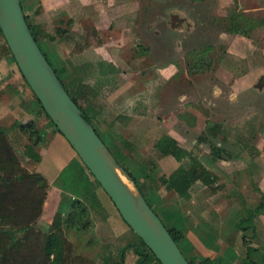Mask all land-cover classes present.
<instances>
[{
    "label": "crops",
    "instance_id": "crops-1",
    "mask_svg": "<svg viewBox=\"0 0 264 264\" xmlns=\"http://www.w3.org/2000/svg\"><path fill=\"white\" fill-rule=\"evenodd\" d=\"M185 1L188 2V0ZM201 1L207 2L208 0ZM211 1L212 6L215 7L211 10L213 16L226 17L232 12L230 11L233 8L231 0ZM27 2L31 4L27 9L32 8L35 2V6L38 7L32 12L35 21L31 25L41 24L44 30L48 29V24H59L61 21H65L72 25L73 21L77 19V31L87 33L88 44L83 45L82 50L86 53V50L90 49V54H87V57L89 65L92 63L94 65L96 79L117 82V89L106 95V101L113 106L120 103L123 107L122 111L125 113L112 117L106 125L102 120L104 118L98 117L100 128H104L102 133L109 139L110 148L121 160L122 167L135 178L138 184H147L148 178H165L179 166V162L169 155H161L155 148V143L162 137L171 139L178 148L191 153L199 165L210 174L213 183L204 186L199 181H195L188 190V199L186 200L180 198L173 191H166L162 186L151 189L153 208L165 217L169 225L168 228H174L183 233L182 239L177 242L179 251L181 246L189 259L219 256L223 264H240L239 259L245 253V247L248 246L255 249V252L251 254L252 262L264 264V207L251 221L255 236L246 239V244H242V233L235 230L236 222L244 217L245 211L260 206L261 197H264L262 139L258 135L256 138L253 137L255 132L251 128H247L255 122V116H252L251 113L249 118L246 116V113L252 112L254 107H246L239 113L238 118L228 111L232 109L235 112L242 102L252 103L258 97L237 95L242 91V80L235 75L232 81H229L231 83L228 82L229 92L223 97L220 104L216 96L211 98L206 87L192 77L189 71L191 66L186 61L188 53L183 52L181 43L176 39L179 38L178 35L189 33L190 27L182 34V30L178 26L171 27L165 20V16L174 17L175 20L181 22L184 20L193 27L187 16L185 17L181 10L174 7V9L166 8L164 10L162 0H21L24 14ZM236 10L243 20L257 24L264 23V5L255 3L249 9ZM140 22L145 24L144 29L133 30ZM157 24L159 27L154 28V25L157 26ZM260 28L262 27L257 26L252 31ZM219 34V38H226L227 35L237 38L236 34L230 35L224 32ZM96 37L103 45H93ZM114 37L119 40L120 44H123L122 47L111 42L110 39ZM163 37H167L170 41L169 52L171 55L166 61L153 62L151 66H147L148 64L145 66L149 55H131L132 49L135 47L133 39L152 38L158 40ZM42 40L43 38H39L38 44ZM226 49L224 53L226 57L221 61L224 70L225 66L232 61H237L242 65L238 59L241 51L237 50L236 41L233 42L232 39L226 45ZM84 53H81L80 56ZM7 57L0 59V86H7V90L0 93V106H8L6 112L9 114L19 106L22 117L16 120L17 125L24 126L26 123H30L34 132L31 134L28 130L17 128L13 132H8V138L14 143L22 142L25 146L23 158L31 162L30 169L27 171L39 174L44 178L42 168L39 171L31 172L35 163L29 158L30 154H34L40 161L45 159L44 156L48 155L47 151L49 152L53 144H58L64 155L66 152V158L60 167L62 169L70 159L75 158V153L48 120L44 119L13 60L7 64L9 61ZM46 57L52 64L50 58L47 55ZM80 59V64L77 62V70L87 64L84 58ZM193 64L194 67L195 65L196 67L203 66L204 59L196 58ZM99 65V68L104 67V70L107 67L110 69L109 71L105 70L106 72L102 71L103 74H101L96 68ZM144 68H147L146 71L150 69L152 74L147 76L138 74V77L125 78L124 75L118 73L120 71L137 73ZM227 72L232 76V69ZM6 73L13 74V76L6 79ZM231 76L229 75V77ZM181 79L183 81H180ZM82 83L85 82L82 81ZM182 85H186L185 90ZM167 90L170 91L171 97L174 96V113L169 114L166 118L160 116L155 110H151L149 113V105L152 102L156 104V98L166 93ZM25 99L28 102L31 101L35 106L29 103L23 107ZM17 101H21V103H17L16 106ZM211 108L215 109L214 116H219L218 120L211 116ZM227 108L229 109L227 110ZM32 109L36 121L33 118L28 119L26 115ZM1 111L3 110L1 109ZM256 115L258 116L257 113ZM246 118L248 120L243 121ZM240 122L242 123L240 124ZM15 124L13 121L9 125L11 129ZM52 129L56 131V136ZM43 133L48 139L53 140L47 145V149L45 147L40 152L36 149L34 151L28 149L35 146ZM12 145L16 151L15 145ZM20 163L22 165V161ZM92 187L96 192L93 183ZM61 196L60 190L48 185L42 214L37 223L42 219H45L46 225L50 223ZM47 202L49 204L45 208ZM89 221L92 222L90 219ZM124 225L126 226L125 223ZM127 229L131 233L128 227Z\"/></svg>",
    "mask_w": 264,
    "mask_h": 264
},
{
    "label": "rangeland",
    "instance_id": "rangeland-1",
    "mask_svg": "<svg viewBox=\"0 0 264 264\" xmlns=\"http://www.w3.org/2000/svg\"><path fill=\"white\" fill-rule=\"evenodd\" d=\"M231 1L232 2L230 3H232L233 8L230 11L232 12H238L236 9H238L239 11H241L242 8L249 9L250 7L255 5V3L264 5V0ZM27 3L28 4H26L25 14L28 17L29 23L32 24L33 21H35L32 12H34V9H38V7L35 6V2L34 5H32V8L27 9V7L31 5L29 2ZM162 4V8L164 10L166 8L172 9L173 7L175 9L181 10L184 16H187V18L193 24L192 27V25L186 23L184 20L181 22L180 20H175L174 17L171 18L169 16H165V20H167L168 23L167 25L171 27L178 26L179 29L182 30V34L183 32L188 30V27H190L189 33H184V35L182 36L178 35L179 38L176 39L181 43L183 52L186 54L188 53L186 61L187 64L191 66L189 70L190 74L195 80L202 83L206 87L211 98H215L216 96L219 100V103L220 101H223V97L229 92L230 89L228 86L231 82L229 81H232L233 76L235 75L236 77H240V79L242 80V91L237 93V95H252L258 97V99L252 103L242 102L240 106H238V108L236 107L237 109L235 112L234 110L229 108H227V110L229 109L228 111L231 113V115L237 117L239 113L245 110L246 107H254L252 112L250 111L246 113V116H248V118L251 116V114L252 116H255V122L252 123V125H249L250 127L248 126L247 128H251V130L255 132V135L253 137L256 138V135H258V137L262 139L264 150V29L260 28L258 30L251 31L247 34V36L237 35V38H234L233 36L227 35L226 38H219V33L224 32L229 26L227 23V18H229L230 15H228L227 13L228 16L221 18H219L218 16H213L211 10L215 7L212 6L211 0H208L207 2H202L201 0H188V2H186L185 0H162ZM147 7L149 9V6ZM145 9L146 8H144V10ZM240 19V21H243V18ZM63 22L61 21L59 24L55 23L56 25L48 24V29L45 30L43 29V25H39L41 28L40 30L42 31V35L40 38H43V40L40 41L41 45L39 44V47L42 52L50 58L53 65L51 63L50 64L58 71L60 77L64 81H66V76H68L69 73L72 72L71 74L73 76L72 78H74V81L76 80L79 82H85L84 84L82 83L83 85L81 84L82 92L81 94L76 96V102L78 106L84 111V113L88 115L87 119L89 121V124L95 129L99 138L107 146L108 151H110L115 157L116 161L121 166H123L121 160L117 158L113 149L110 148L111 144L109 143V139L106 138V136L102 133V130H104V128H100V119L98 118L100 116L101 118L103 117L104 119L102 120L106 125L112 117L125 113L122 111L123 107L120 103L116 105L114 104L113 106L110 105L108 101H106V95L110 91H115L117 89V82H107L104 79H100L99 81L98 79H96V71H94V65L93 63L89 65L88 62L89 58L87 57V54H90V49H87L86 53H84L82 50L83 45L88 44V37L86 36L87 33H80L79 31H77V19L73 21L72 25H70V23H66L65 21ZM144 25L145 24L143 22L137 23L136 27L133 30L141 31L144 29ZM161 26L163 25L161 24ZM158 27L159 24H157V26L154 25V28ZM191 27L193 28L192 30ZM57 29L60 32L59 35H55L53 33ZM162 29L165 30L164 27H162ZM224 33L229 34L226 32ZM94 39L95 40L93 41V45H103L101 44V41L97 39V37ZM232 39L233 42L236 41L237 50L241 51L240 58L238 59H240L242 65H240L237 61H232V63L228 64L226 58L225 62L228 65L225 67H228V70L232 69L231 76V73L227 72L228 70L226 68L225 70L227 71L224 70L221 61L226 57L224 54L227 50L226 45L229 44ZM110 40L116 46H123V44H120L119 40L115 39V37L113 39L111 38ZM132 41L135 44V47L132 49L131 55H149L145 66L147 64V66H151L153 62L162 63L166 61V59H168L171 55L169 52L170 41L167 37H163L162 39L158 40H153L152 38H136ZM81 53H84V55L80 56ZM227 56L230 57L229 55ZM81 57L84 58L87 64H85V67L77 70V62L78 64H80ZM199 57L202 60L204 59V64L200 67H196V65L194 67L193 63H195V59ZM7 58L9 60L7 64H10L12 62V59L9 56ZM3 66L5 67L6 64ZM99 67L100 65L96 68L97 70L99 69L98 71L101 74H103L102 71H109L110 69V67H107V69L104 70V67ZM146 69L144 68V70L137 71V73L131 71H120L118 73L120 75H124L125 78L138 77V74L144 76L151 75L152 73L150 72V69L148 71H146ZM15 73L17 74L16 70ZM229 75L231 77H229ZM12 76L13 74L11 75L10 73H6L5 77L6 79H8ZM180 81L183 80L181 79ZM7 85H10L11 87L13 86L12 84ZM63 86L65 87L66 91L72 96V92L67 87V85L63 83ZM182 88L185 90L186 85H182ZM6 90L7 86H0V93H3ZM169 92L170 91L167 90L166 93H163L159 98H156V104L155 102H152L151 105H149V113L151 110H155L159 113L160 116L165 118L169 114L174 113V96L171 97ZM17 103H21V101H17L16 106ZM29 103H31V101L28 102L26 100L23 104V107L24 105L26 106ZM31 104L34 105L33 103ZM1 109L3 111H1ZM7 109L8 106H0V127L3 129L8 128V132H13L17 128H19L20 130L23 125H20L19 127L13 126L12 129L11 126H9L13 121L17 125L18 122H16V120H19V118L22 117V115L20 116L19 106L15 107L11 114L6 112ZM211 113V116L215 118V120H218L219 116H214V114H216L214 108H211ZM256 113L258 114V116L256 115ZM26 115L28 116V119L33 118V120L36 121L33 109L29 110ZM248 118L243 119V121L248 120ZM44 119L46 118L44 117ZM241 123L242 122H240V124ZM22 129L25 130V128ZM53 132L54 136H56V131L53 130ZM57 137L61 140L59 136ZM52 141V139H48L43 133L41 134L40 139L36 142L35 146L31 148L29 147L28 149H33V151L36 149V151L40 152L45 147L47 149V145H49ZM10 142L15 145L17 152L16 154H18L17 157L19 158L20 162L22 161V166L26 170H29L31 162L26 161L23 158V149L25 150V146L23 145V143L20 142V144H18L19 142ZM28 149L27 151H29ZM47 153L48 155L46 154L44 156L45 159L33 162L35 164L31 172H33L34 170L39 171L42 168L41 171H44L42 175L47 180L48 185L50 187L52 185L54 188H56L54 186V180L58 177L59 173L63 169H61L60 167L61 163H63V160H65L66 158V152L64 155V153L61 152L58 144H53L49 149V152L47 151ZM94 186V189L96 191V205H94L92 208L91 206H89L88 202L85 203L88 219H90L92 222L87 227H85L83 231H79L77 228L64 229V235L66 239L72 244L73 253L75 255H79L92 260L94 264H137V256L133 252V248L138 244L137 239L128 231L127 227L124 225L123 221L117 214L116 210L114 209L113 205L104 194V192L97 185L94 184ZM61 198H63V194ZM148 203L151 206V209H153V211L158 216L163 226L168 228L169 225L165 217L157 213L156 209L153 208L151 201H148ZM48 204L49 203L47 202L45 208L48 207ZM44 220L45 219H42L38 223H36V226L41 230H45L47 227ZM127 245L128 247H126ZM180 251L188 261L189 258L183 251L181 246Z\"/></svg>",
    "mask_w": 264,
    "mask_h": 264
},
{
    "label": "trees",
    "instance_id": "trees-1",
    "mask_svg": "<svg viewBox=\"0 0 264 264\" xmlns=\"http://www.w3.org/2000/svg\"><path fill=\"white\" fill-rule=\"evenodd\" d=\"M19 4L25 23L40 52L71 101L79 109L82 118L89 124L88 115L84 113L76 102V96L82 92L81 82L74 81L72 72L66 76V81H64L58 71L52 67L46 54L42 52L38 44V39L42 35L40 26L29 23L27 15L23 12L21 0H19ZM240 20L239 15L236 12H232L227 18L229 26L224 32L247 36L257 26L264 29L263 22L257 24L248 20ZM54 34L59 35V30H55ZM0 41L1 59L2 57L10 56V54L1 34ZM63 83L71 90L72 96L66 91ZM26 87L28 88L27 85ZM31 97L38 106L39 111L54 128L32 93ZM14 126L18 125L15 124ZM32 127V124L26 123L22 128L33 134ZM93 130L98 136L94 128ZM100 141L102 142L101 139ZM104 146L107 148L105 144ZM154 146L161 155H169L180 164L175 171L165 178H148L147 184H138L135 178L116 161L109 151L115 162L126 172L131 184L139 190L150 209L151 206L148 201L152 203V187L162 186L166 191H173L180 198L186 200L188 199V190L195 181H199L204 186H209L213 183L210 174L199 165L191 153L178 148L171 139L162 137ZM29 158L34 162L38 161L34 154H30ZM92 183L98 186L75 155V158L64 166L54 180V186L62 192L63 198H61L46 229H39L36 223L42 214L48 183L41 175L30 173L21 165L16 151L8 138V129L0 127V264H94L90 259L75 255L72 244L64 235L65 228H77L79 231H83L90 224L85 203L88 202L92 208L96 205V196ZM263 207L264 197L262 196L260 206L253 210H246L244 217L236 222L235 230L242 233V244L247 243L246 239L255 236L251 221ZM151 210L153 211V209ZM153 213L156 215L154 211ZM164 228L177 246V242L182 239L183 233L174 228H166L165 226ZM131 234L138 241V244L133 248V252L137 256V264H159L142 242L132 232ZM253 252H255L254 248L246 246L245 253L239 259L240 264H255L251 260ZM185 260L187 261V259ZM187 262L189 264H223L219 256L213 258L198 257L189 259Z\"/></svg>",
    "mask_w": 264,
    "mask_h": 264
},
{
    "label": "water",
    "instance_id": "water-1",
    "mask_svg": "<svg viewBox=\"0 0 264 264\" xmlns=\"http://www.w3.org/2000/svg\"><path fill=\"white\" fill-rule=\"evenodd\" d=\"M0 34L21 78L44 114L107 196L121 220L159 264H189L61 86L30 34L19 0H0Z\"/></svg>",
    "mask_w": 264,
    "mask_h": 264
}]
</instances>
